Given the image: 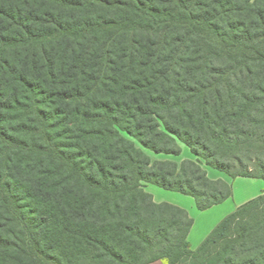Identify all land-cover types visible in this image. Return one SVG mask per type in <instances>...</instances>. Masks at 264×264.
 I'll return each mask as SVG.
<instances>
[{
  "label": "trees",
  "instance_id": "obj_1",
  "mask_svg": "<svg viewBox=\"0 0 264 264\" xmlns=\"http://www.w3.org/2000/svg\"><path fill=\"white\" fill-rule=\"evenodd\" d=\"M202 161L264 181V0H0V264H264V191L194 250L146 190Z\"/></svg>",
  "mask_w": 264,
  "mask_h": 264
},
{
  "label": "crops",
  "instance_id": "obj_2",
  "mask_svg": "<svg viewBox=\"0 0 264 264\" xmlns=\"http://www.w3.org/2000/svg\"><path fill=\"white\" fill-rule=\"evenodd\" d=\"M188 159H193V158L188 156ZM207 171H208L209 176H211L212 179H223L224 181H226L227 183L232 185V183L226 178V176H223V175H220V174L212 176L210 170H207ZM240 178H236V179H240ZM248 179H250V178H248ZM251 183H252V185L259 186L258 191H254L256 193H254V195H252V197H247L246 199H243L241 201H236V199H235V190H234V187L232 186L233 187V196L230 199H228L226 202H224V203H222L220 205H216V206L206 210L205 212L208 213V215H209L208 217L209 218L203 224L204 225V230L202 229L201 231L197 230L199 222H197V220L194 217L195 209L197 207H196V204H195V201H194L193 198H192V200L186 198L187 199L186 201L188 202V204L190 206L189 209L187 207H185L184 205H182L181 203L168 202V203H171V204H174V205H177L179 207H182V208L186 209L188 211L190 217L194 220V225H193V227L191 229V232H190L189 238H188L190 243H191L192 249H194V250L197 249L200 246V244L207 238V236L216 228V226L226 216H228L229 214L233 213L238 206L246 203L247 201H249L251 199H254L255 197L259 196L264 191V181L263 180L253 179V181ZM148 189H146V190L149 192ZM151 194L153 195L154 200L157 203L167 202V201H163V199H160V197H159L160 194H159L158 191H155V193H151ZM232 200L234 202H231ZM210 215H211V217H210Z\"/></svg>",
  "mask_w": 264,
  "mask_h": 264
},
{
  "label": "rangeland",
  "instance_id": "obj_3",
  "mask_svg": "<svg viewBox=\"0 0 264 264\" xmlns=\"http://www.w3.org/2000/svg\"><path fill=\"white\" fill-rule=\"evenodd\" d=\"M185 150V151H184ZM189 157H192L193 160L196 159V157L191 153L190 149L186 146H183V152L180 156H171V155H156L155 157L159 160H172V161H178L180 162L183 159H188ZM202 165L206 170H210L211 175H223L226 176V178L232 183V186L234 187L235 190V199L236 201H241L243 199H246L247 197H252L254 195V191H258L259 186L252 185L253 179H248V178H240V179H232L230 178L226 173L215 170L213 168H210L207 166L203 161ZM211 177V176H210ZM147 189L149 190L150 193H155V191H158L160 194V199H163V201L171 202V203H181L185 207L189 209V204L186 201L187 199L192 200V197L182 195L180 193H175L172 191H167L164 189H161L157 186L154 185H147ZM187 198V199H186ZM231 202H234L233 200ZM186 203V204H185ZM208 213L205 211H200L197 208L195 209V219L197 222H199L197 230L201 231L202 229L204 230V223L208 220ZM211 217V215H210ZM153 264H167L165 261H157Z\"/></svg>",
  "mask_w": 264,
  "mask_h": 264
}]
</instances>
